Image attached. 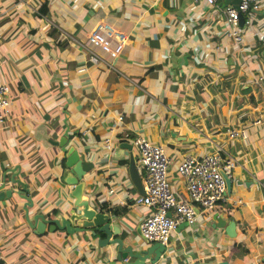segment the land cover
Instances as JSON below:
<instances>
[{"label":"crops","instance_id":"1","mask_svg":"<svg viewBox=\"0 0 264 264\" xmlns=\"http://www.w3.org/2000/svg\"><path fill=\"white\" fill-rule=\"evenodd\" d=\"M250 12L251 24L238 25L233 40L218 5L201 0H0V82L10 99L0 122V177L17 165L33 201L28 213L60 212L72 185L50 140L68 126L67 146L92 162L81 198L108 212L128 244L143 239L138 224L149 209L132 203L140 193L128 175L130 153L140 179L143 171L124 142L141 133L161 144L170 186L182 197L179 159L221 150L235 159L228 192L198 210L194 224L178 223L158 262L214 254L229 264H264V0ZM97 21L126 34L114 68L92 63L79 45ZM243 126L245 137L228 138L225 128ZM21 202L11 193L0 203V264H121L112 244L98 246L89 229L34 234ZM215 212L223 226L213 225Z\"/></svg>","mask_w":264,"mask_h":264},{"label":"built area","instance_id":"2","mask_svg":"<svg viewBox=\"0 0 264 264\" xmlns=\"http://www.w3.org/2000/svg\"><path fill=\"white\" fill-rule=\"evenodd\" d=\"M209 6L220 8L225 24L229 28L228 36L238 40L237 26L239 13L243 15L242 25H250L251 10L261 0H239L238 5L221 4L218 0H201ZM126 34L108 21H97L93 24L84 40H78L79 45L88 50V60L94 64L113 67L116 58L124 44ZM114 68V67H113ZM8 86L0 82V122L5 118L10 99ZM261 122L255 119L249 122L257 126ZM247 126L225 128L228 138L245 137ZM129 143L136 150L137 163L140 165L142 194L133 197L132 203L142 204L149 211L139 221L140 235L147 241H159L166 245L171 231L180 222L192 225L196 221L198 210L213 208L225 196L226 177L230 178L235 159L221 150H214L200 155L184 154L176 163L175 172L183 181L186 196H177L169 183L168 167L170 158L165 154L161 144L153 142L141 133L134 134ZM105 149L109 150L113 144L110 137L103 141ZM112 188H107L111 191Z\"/></svg>","mask_w":264,"mask_h":264},{"label":"water","instance_id":"3","mask_svg":"<svg viewBox=\"0 0 264 264\" xmlns=\"http://www.w3.org/2000/svg\"><path fill=\"white\" fill-rule=\"evenodd\" d=\"M238 2L239 0H229V3L235 6L238 5ZM242 21L243 15L239 13V24H242ZM73 133L74 131H69L68 126H66L57 140H50L59 146L63 154L64 164L67 167L63 172L64 182L72 185L69 191V196L72 200L60 208V212H55L52 216H46L42 212L28 213V208L32 206L33 201L28 194L26 183L15 176L18 170L17 165L6 168V171L10 172L8 181L10 186L5 184L6 171L0 177V203L3 204L6 199L10 198L11 193L15 194L18 198H22L21 208L23 210V218L31 231L36 235L42 234L45 228L48 231L57 229L65 234L89 229V235L96 237V244L98 246L103 247L112 244V255L121 264H159L158 261L163 255L165 256L167 251L164 244L159 241H147L140 235V232V238L143 239L136 241V243L124 244L122 237L119 236L117 226L109 221V213L91 205L87 197L81 198L85 185L81 177L92 167V162L79 159L72 146H67V139L71 138ZM124 143L130 149L131 144L128 142ZM127 169L134 187L142 194L141 179L137 171L135 159L131 153L128 156ZM229 182L230 178L226 177V192L230 188ZM12 184H17V187H12ZM62 213H65V215ZM212 218L214 219L213 225H224L225 220L216 212ZM181 224H185V222H181ZM214 257V254H211L205 260H186L182 261L181 264H229L225 259L215 260Z\"/></svg>","mask_w":264,"mask_h":264},{"label":"trees","instance_id":"4","mask_svg":"<svg viewBox=\"0 0 264 264\" xmlns=\"http://www.w3.org/2000/svg\"><path fill=\"white\" fill-rule=\"evenodd\" d=\"M100 206H101V205H100ZM100 206H99V207H100ZM101 207H102V206H101ZM101 207H100V208H101ZM245 250H246V249H245ZM245 250L243 249V251H245Z\"/></svg>","mask_w":264,"mask_h":264}]
</instances>
